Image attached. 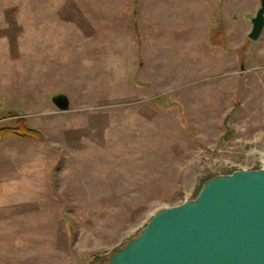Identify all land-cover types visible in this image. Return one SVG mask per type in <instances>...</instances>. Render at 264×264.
Masks as SVG:
<instances>
[{"label": "rangeland", "instance_id": "374dc122", "mask_svg": "<svg viewBox=\"0 0 264 264\" xmlns=\"http://www.w3.org/2000/svg\"><path fill=\"white\" fill-rule=\"evenodd\" d=\"M259 5L0 0V127L40 135L0 141V264H98L208 177L264 169Z\"/></svg>", "mask_w": 264, "mask_h": 264}, {"label": "water", "instance_id": "95a60500", "mask_svg": "<svg viewBox=\"0 0 264 264\" xmlns=\"http://www.w3.org/2000/svg\"><path fill=\"white\" fill-rule=\"evenodd\" d=\"M248 38L264 29V0ZM69 109L63 93L50 97ZM98 264H264V169L234 170L206 180L197 195L154 214L132 239Z\"/></svg>", "mask_w": 264, "mask_h": 264}, {"label": "trees", "instance_id": "16d2710c", "mask_svg": "<svg viewBox=\"0 0 264 264\" xmlns=\"http://www.w3.org/2000/svg\"><path fill=\"white\" fill-rule=\"evenodd\" d=\"M19 125L16 127H0V141L8 134L16 135L20 138H38L40 135L35 130L26 127L24 119L18 121ZM212 177H208L206 180Z\"/></svg>", "mask_w": 264, "mask_h": 264}]
</instances>
